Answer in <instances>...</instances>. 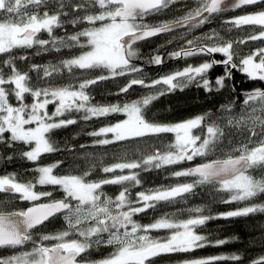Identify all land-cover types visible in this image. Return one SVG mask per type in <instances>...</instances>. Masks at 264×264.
<instances>
[{"label": "snow or ice", "instance_id": "snow-or-ice-1", "mask_svg": "<svg viewBox=\"0 0 264 264\" xmlns=\"http://www.w3.org/2000/svg\"><path fill=\"white\" fill-rule=\"evenodd\" d=\"M176 2L0 0V55L9 57L0 62V145L5 146V151L25 145L27 150L21 151L20 157L33 163L44 154L57 151L48 133L75 124V119L60 118L72 112L82 113L84 120L113 113L123 114L124 119L89 133L98 138L94 141L96 145L147 141L161 134H172L174 137L166 150L156 149L140 160H122L102 166L100 171L106 174V178L99 180L89 179L91 170L84 171L82 175H55L53 169L60 166L59 161L47 166L38 165L33 169L34 178L27 181L20 180L14 172L0 175V194L8 197L7 201L0 197V249L14 250L12 255L0 256V264H155V257L193 252L210 243L196 231L210 219L264 213V204H249L216 217L202 215V209L196 208L191 211L197 215L179 221L167 215L150 224H140L134 219L159 202L171 203L178 197H184L198 185H218V192L228 193V198L222 201L226 204L251 201L264 194V89L257 88L244 93V107L239 118L232 114L231 105H221V116L227 118L228 125L247 133L234 149L239 155H229L226 159L211 160L172 173L174 177H192L191 183L139 191L135 199L131 196L130 189L141 183L136 170L160 169L193 161L197 156L205 157L217 148L224 136L223 129L211 114L172 124L154 122L146 116L153 101L166 91L182 90L192 82L205 91H211L213 85L206 77L217 64L223 65L224 69L223 74L215 79L217 91L225 86L226 80L233 78V70L245 74L249 80L264 81V47L255 48L238 61L235 51L236 44L250 41L264 43V0H196L195 8L175 20L158 24L144 22L146 17L160 13ZM249 7L253 10L225 21L229 31L232 28L248 31L246 37L233 41L213 31L202 38L188 39L186 46L169 53L172 59L195 55L210 57L216 53L221 54L223 59L206 60L198 66L188 65L150 83L136 75L143 70L134 63L139 59L138 42L181 28H198L230 9ZM65 24L73 28L80 25L85 27L73 34L57 36L56 29L64 28ZM41 33H46L48 39L40 38ZM201 40L204 42L201 43ZM32 48L57 52L62 48L86 50L61 60L59 64H32L30 71L36 72L37 80L44 82L41 86L33 82L29 72L17 67L16 57L12 55L14 50ZM19 59L26 61L28 57L21 55ZM149 63L160 65L163 59L155 55ZM63 70L73 76L74 70L82 73L101 70L107 75L81 79L78 86H53L51 79ZM115 77H131L120 88V93H128L136 85L148 89L157 85L166 88L123 104L91 103L92 97L86 90L99 81ZM28 97H31V102H28ZM50 104L55 105L51 113L48 111ZM197 130L202 134H197ZM249 144L255 146L249 147ZM6 159L12 160L13 156ZM256 169L262 170L260 178L250 173V170ZM125 170H128L127 174ZM110 173L113 175L107 177ZM37 185L59 187L63 197L52 198V192L37 191ZM105 185H120L121 190L113 198L105 193ZM43 198L50 199L40 202ZM14 199L27 201L32 206L18 211L7 210L9 201ZM57 216L63 217L67 228L34 239V230ZM160 230H169L170 234L166 238H153L150 235ZM225 243L226 240L215 242L216 245ZM29 244L30 250H22ZM101 245L112 247L107 257L82 261V254ZM241 259L238 254L217 255L186 259L182 264H219L220 261L239 264ZM251 264H264V256L251 261Z\"/></svg>", "mask_w": 264, "mask_h": 264}, {"label": "trees", "instance_id": "trees-1", "mask_svg": "<svg viewBox=\"0 0 264 264\" xmlns=\"http://www.w3.org/2000/svg\"><path fill=\"white\" fill-rule=\"evenodd\" d=\"M197 6L196 0H177L174 5L168 9L145 18V23L158 24L164 21H172L180 16H183L191 8ZM251 7L246 9L228 10L224 13L216 15L212 20L198 28L194 29H177L173 33H165L159 36L151 37L147 40L140 41L137 44L139 49V59L134 63L142 67V72L136 74L138 77L145 79L150 83L152 80L159 79L161 76L179 71L188 65H198L206 60L215 59L221 60L223 56L219 53L212 56L195 55L186 58L172 59L169 53L178 51L186 46L185 42L188 39L203 37L206 34H211L213 31L219 33L220 37L238 41L246 37L249 32L244 28H232L229 31V26L225 21L236 15L252 11ZM85 25L73 28L70 24H65L64 28L56 29L57 36H65L73 34L76 31L82 30ZM40 38L48 39L46 33H41ZM83 39V38H82ZM201 43L204 41L201 40ZM257 47H264V43L260 41H250L246 44H236L235 51L238 53L237 61L241 56L247 55L250 51ZM86 49L80 48H62L57 51H42L38 48L32 49H17L14 50L16 57V65L23 72H29L32 80L36 84L43 86L42 81L37 80V73L30 71L32 64L49 65L59 64L63 59L71 58L79 55L81 51ZM39 52V54H37ZM26 55L28 59L20 60L19 56ZM160 55L163 63L154 65L149 63L151 57ZM8 55H0V62L8 59ZM7 71V70H5ZM223 65H214L207 73V77L213 85L211 91H205L203 87H198L196 82L187 83L186 87L181 90L177 88L173 91H166L152 102L150 110L146 112V116L157 123H172L187 118H193L205 114H211L223 129L224 136L218 142L215 150L210 152L205 157H195L193 161H184L178 165L166 166L160 169L152 168L144 171L138 169L139 186L130 189L131 196L135 199L136 192L155 190L157 188H169L177 184L191 183L192 177H174V171L187 169L190 165L209 161L213 159L225 158L229 155H239L234 151L239 143L244 140L246 131L242 132L240 128L228 125L227 118L221 116V105H231L232 114L237 118L242 114L241 109L244 107V93L260 88L264 89V81L249 80L245 74L238 70H233V78L225 81V86L219 91L216 90L215 79L223 74ZM75 75L69 74L67 70H63L58 76L51 79L53 86H63L72 84L78 86L81 79L95 78L97 75H107L101 70H92L81 72L74 70ZM42 75V73H41ZM131 77H115L99 81L91 85L86 91L92 97L91 103L98 105L107 104H123L139 99L149 93H156L163 90L166 86L157 85L155 88L148 89L139 85L133 86L128 93H120L119 90L123 87ZM235 88V91H233ZM31 102V97L27 98ZM55 110V105L48 106L49 113ZM61 119H75V124L67 127L54 129L48 133L50 139L57 147V151L47 153L33 163L20 157V152L27 150L25 145H17L15 150L5 151V146L0 145V175L7 173H16L22 181L31 180L35 173L33 169L39 166H45L61 162L58 168L53 169L55 175H82L84 171L91 170L89 179L99 180L106 178V174L100 171L102 166L120 162L122 160H140L143 157L152 154L156 149L166 150L167 145L174 139L172 134H161L160 137H153L147 141H119L108 145H96L94 141L98 139L89 135L90 132L96 131L101 127L112 124L124 116L121 113H113L103 117H93L90 120H84L82 113H66ZM211 122V121H209ZM197 134H202L197 130ZM7 135V134H6ZM83 145L84 147H81ZM255 146L249 144V147ZM7 156H13L12 160H7ZM94 165V167H93ZM128 170H125L127 174ZM250 173L255 178H260L262 170H250ZM116 174H119L117 172ZM113 174H107V177ZM217 186L213 185H198L191 193L184 197H178L171 203L159 202L154 208H149L145 212L140 213L134 219L140 224H150L156 219L167 215L174 220L187 219L190 216L197 215L191 210L200 208L202 215L216 217L218 214L243 208L249 204H264V194H260L251 201H239L232 203H223L224 199L228 198V193L218 192ZM38 191H50L53 194L52 198L61 199L63 197L62 190L56 186L37 185ZM121 190L120 185H105L104 191L108 196L115 198ZM5 201L8 197L5 194H0ZM50 198H43L42 201H48ZM29 202L14 199L9 201L7 210H22L28 206ZM67 225L63 221L62 216H57L50 222H45L34 230V239L40 235L55 233L65 230ZM168 230H160L151 232L152 237H163ZM197 233L203 235L210 242L203 248H198L189 253L167 254L153 258L155 264H181L186 259L206 258L217 255H232L238 254L242 257L239 264H251V261L264 256V213H253L246 217H233L229 219H210L204 225L196 229ZM218 240H226L227 243L216 245ZM31 245H27L25 249L30 250ZM112 247L103 246L93 247L88 253L82 254L83 261H95L107 257L112 252ZM12 249H0V256L7 257L12 255ZM219 264H237L233 261H220Z\"/></svg>", "mask_w": 264, "mask_h": 264}, {"label": "rangeland", "instance_id": "rangeland-1", "mask_svg": "<svg viewBox=\"0 0 264 264\" xmlns=\"http://www.w3.org/2000/svg\"><path fill=\"white\" fill-rule=\"evenodd\" d=\"M242 14H244V13H242ZM242 14H239V15H242ZM236 16H238V15H236ZM199 65V64H198ZM198 65H192V66H198ZM187 67V66H186ZM185 68V67H184ZM184 68H182L181 70H183ZM176 72V71H175ZM172 73H174V72H172ZM171 74V73H170ZM168 75V74H167ZM165 76V75H164ZM162 77V76H161ZM125 118V117H124ZM123 118V119H124ZM194 118V117H193ZM188 119H191V118H187V119H183V120H180V121H177V122H181V121H185V120H188ZM120 120H122V119H120ZM119 121V120H118ZM118 121H116V122H118ZM116 122H114V123H116ZM177 122H172V123H177ZM172 123H163V124H172ZM113 124V123H112ZM34 126V125H33ZM111 137V134H109V138ZM45 166H47V165H45ZM38 191V190H37ZM170 234V232H169V230L166 232V234L163 236V237H161V238H166L168 235ZM153 238H160V237H156V236H154ZM182 264V263H181Z\"/></svg>", "mask_w": 264, "mask_h": 264}, {"label": "water", "instance_id": "water-1", "mask_svg": "<svg viewBox=\"0 0 264 264\" xmlns=\"http://www.w3.org/2000/svg\"><path fill=\"white\" fill-rule=\"evenodd\" d=\"M227 157H225V158H219V159H226ZM213 160H215V159H213ZM209 161H211V160H209ZM209 161H204V162H199V163H195V164H192V165H190L189 167H195L197 164H200V163H206V162H209ZM188 167V168H189ZM40 202H48V201H40ZM30 206H32L31 204H29L28 206H26L24 209H26L27 207H30ZM11 211H13V210H11ZM15 211H18V210H15ZM83 261V260H82Z\"/></svg>", "mask_w": 264, "mask_h": 264}]
</instances>
